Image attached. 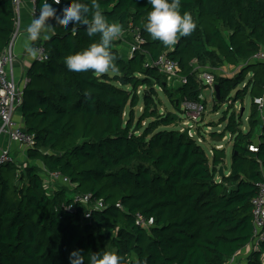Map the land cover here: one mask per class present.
<instances>
[{"label": "trees", "instance_id": "16d2710c", "mask_svg": "<svg viewBox=\"0 0 264 264\" xmlns=\"http://www.w3.org/2000/svg\"><path fill=\"white\" fill-rule=\"evenodd\" d=\"M42 3L35 0L38 9ZM63 4L53 6L59 12ZM100 4L109 22L125 29L112 42L118 72L67 69V56L99 42L98 35H87L86 26L66 28L50 19L51 36L36 41L48 58L34 60L26 71L29 82L18 110L35 146L25 160L0 168V264H70L74 250L82 251L84 264L91 253H115L123 264H226L253 236L252 199L264 183V119L252 103L254 97L264 98V62L251 60L264 47V0H181V13H191L197 28L171 47L144 30L152 10L148 0ZM15 22L12 0H0V54ZM130 28L143 42L127 57L129 45L126 51L118 45L131 43ZM161 55L178 63L171 88L167 74L145 66ZM225 64L236 67L234 77L217 74ZM203 70L219 87L213 112L222 104L234 107L247 92L252 95L246 129L241 111H232L223 117V132H214L221 139L225 133L232 136L230 166L222 177L224 148L205 151L194 135L185 137L172 127L178 114H186L183 102L205 108ZM157 89L174 112L160 113ZM50 172L69 183L53 180ZM76 195H89L92 204L101 199L103 208L91 209L87 219V205L75 202ZM137 212L153 224L137 225ZM245 264H264V239Z\"/></svg>", "mask_w": 264, "mask_h": 264}, {"label": "clouds", "instance_id": "9594fccd", "mask_svg": "<svg viewBox=\"0 0 264 264\" xmlns=\"http://www.w3.org/2000/svg\"><path fill=\"white\" fill-rule=\"evenodd\" d=\"M60 3L61 0H43L39 15H35L36 12L33 14L26 28V51L33 57L38 56V49L31 42L54 27L49 23L50 19L66 28L71 24L83 25L89 37L99 36V42L92 43L82 52L67 56L64 61L67 69L77 73L118 72L120 69L112 51V42L122 35V25L109 22L101 11L100 0H64L63 10L58 12L53 5ZM148 4L152 10L148 13L144 30L164 46H175L178 37L190 36L196 30L197 24L191 13H181V0H148ZM69 260L70 264H84V254L81 250H74ZM88 264H123V258L115 253H91Z\"/></svg>", "mask_w": 264, "mask_h": 264}, {"label": "built area", "instance_id": "2783aa9c", "mask_svg": "<svg viewBox=\"0 0 264 264\" xmlns=\"http://www.w3.org/2000/svg\"><path fill=\"white\" fill-rule=\"evenodd\" d=\"M32 2L33 7L31 10V14L33 15L36 12L35 15H39V9L36 7L35 0H32ZM12 4L14 11L17 14L21 4V0H12ZM129 32L133 34V40L129 44L130 55H132L134 51L140 49V45L143 42V39L136 29L130 28ZM124 34L125 29H123L122 35L116 39H121ZM17 35L18 30L15 29L8 45L0 54V135H6L10 142L22 146L26 150H28L35 146L34 134L27 132L23 126V123L21 121H17L16 119L17 115H19V107L23 102L24 88L29 82V78L26 75L19 82H17L14 77L15 58L12 51V45ZM33 47L38 49V56L34 57L35 61L42 62L47 60L48 54L42 42L35 44ZM251 60L264 62V47L253 54ZM145 66L156 67L161 72L167 75H176V72L178 70L177 61L171 60L164 55L159 56L155 60L145 62ZM199 78H201L205 84L211 87L213 93V86L215 84L214 75L209 70H203L199 73ZM252 103L256 105L260 118L264 119V98L254 97L252 99ZM182 107L186 111V117H188L193 122H195L200 117L201 113L205 111L203 105L198 102L185 101L182 103ZM192 126L193 125H189V127L191 128ZM191 128H189L188 130V134L190 137L193 136L191 135ZM248 149L251 151H257L255 144H249ZM13 161L14 158L10 154L9 150H0V168L3 165L11 163ZM49 176L53 180L61 179V181L69 183V180L58 172H50ZM74 201L83 202L87 205V212L85 213V217L87 219H90L91 209L103 208V201L101 199L95 200V202L92 204L91 197L89 195H76ZM117 207L121 208V205L117 204ZM67 209L71 212L74 211V207H72L71 205H69ZM251 213L253 223V236L250 242L244 246L247 254H249L252 250L257 249L259 242L264 239V183L258 185L257 194L252 199ZM135 223L139 226H142L143 228H149L153 224V219L146 218L141 213L137 212L135 213ZM235 257L236 255L229 260L234 262Z\"/></svg>", "mask_w": 264, "mask_h": 264}, {"label": "rangeland", "instance_id": "374dc122", "mask_svg": "<svg viewBox=\"0 0 264 264\" xmlns=\"http://www.w3.org/2000/svg\"><path fill=\"white\" fill-rule=\"evenodd\" d=\"M126 45H129V43H124ZM127 49V47H126ZM130 56V48L127 52V57ZM237 70H233L232 72L228 73V77H234ZM250 75V74H249ZM178 79L176 75H166L167 80V87L171 88L173 85V79ZM178 80L175 81V84H178ZM205 84V83H204ZM240 88L243 87L241 84L239 86ZM138 93H141V88L138 89ZM159 98L161 100V104L159 106L160 113H165V111H171L174 112V109L169 102V100L163 95L161 90L157 89ZM201 99L205 102V111L202 114V118L199 117L195 122L190 120L188 117H186L185 114H178L179 120L177 123V126L174 124L172 127L174 128H180L181 131L189 127V125H193L191 130V135H194L195 138H197L199 141H201L199 144L204 148L205 151L212 150L213 147L218 148L222 147L225 151V164L229 168L230 161H231V149H232V141L230 140L232 136L230 134L225 133L223 139L215 141L219 136L214 135V132L216 133H222L224 130V127L226 125V120H223L224 115L228 117V115L235 111L237 113H240L241 109L243 108V113L241 115V121H242V128L246 129L248 127L247 117L250 113V107H251V98L252 95L250 92H247L241 100H238L234 107L228 108L227 104H222L220 109L217 112L212 111V106L214 104V94L212 93V89L210 86L205 85L203 89L201 90ZM141 104L142 101L139 102V106L136 107L135 111L136 114H138L141 111ZM157 107V106H156ZM177 115V114H176ZM201 116V115H200ZM16 117V114H15ZM147 122H144L143 125H146ZM136 129V127H135ZM200 133V134H198ZM190 137V136H189ZM218 146V147H217ZM46 179V177H45ZM243 263H246L244 260ZM227 264H234L231 260L227 261Z\"/></svg>", "mask_w": 264, "mask_h": 264}, {"label": "crops", "instance_id": "0c3cea01", "mask_svg": "<svg viewBox=\"0 0 264 264\" xmlns=\"http://www.w3.org/2000/svg\"><path fill=\"white\" fill-rule=\"evenodd\" d=\"M32 7H33L32 0H21L18 13L16 14L15 29L18 30V35L16 36L13 42L12 51H13V55L15 58L14 77L17 80V82L23 79L26 71L28 70L30 65L34 62V57L31 56L25 49V42L27 39L26 28L31 23V20L33 19V15L31 14ZM49 23H51L50 20H49ZM51 34H52V30L50 29L47 33H42L41 37L37 39L36 41H44L45 39L49 38ZM36 41L31 42L33 46L37 43ZM118 47L119 49L126 51V44H124L123 42H121V44H119ZM234 69H236V67L234 68L232 66L225 64L222 68H218L215 70L217 74L222 73V75L227 76V74L232 72ZM241 110H243V108ZM16 119L17 121L22 122L21 116L17 115ZM257 141L258 139L256 137L254 142L257 143ZM1 149L9 150L14 160L22 161V160H25L27 157V150L22 146H19L13 142H10L6 135H0V150ZM228 169L229 168L227 167L226 169L227 173H228ZM226 171H224V173ZM247 256L248 254L246 253L243 247L239 251V253L236 254V257L234 259V264H245L243 262L244 260L246 261Z\"/></svg>", "mask_w": 264, "mask_h": 264}, {"label": "water", "instance_id": "95a60500", "mask_svg": "<svg viewBox=\"0 0 264 264\" xmlns=\"http://www.w3.org/2000/svg\"><path fill=\"white\" fill-rule=\"evenodd\" d=\"M218 84L215 83L213 86L214 92H215V98L218 99L219 98V89H218ZM177 104V102H176ZM154 108H156V105H154ZM243 113V110H241V114ZM174 118H177V115L174 113L173 114ZM175 125L177 126V123H175ZM136 130V129H135ZM188 130L189 128L185 127V129L183 131H181L182 135H184L185 137H189L188 134ZM221 138H217L215 141L220 140ZM227 169L226 165H221L218 168V177H222L224 175V171Z\"/></svg>", "mask_w": 264, "mask_h": 264}]
</instances>
